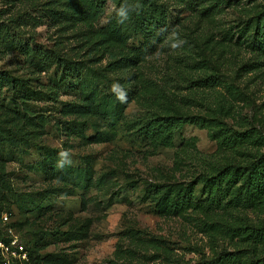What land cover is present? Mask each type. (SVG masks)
Returning a JSON list of instances; mask_svg holds the SVG:
<instances>
[{"label":"rangeland","instance_id":"rangeland-1","mask_svg":"<svg viewBox=\"0 0 264 264\" xmlns=\"http://www.w3.org/2000/svg\"><path fill=\"white\" fill-rule=\"evenodd\" d=\"M155 1L166 11L165 29L179 32L186 43L171 50L165 32L162 41L147 43L143 59L112 69L93 32L117 19L114 0L89 25L67 0H0V69L14 77L13 86L0 87V230L10 224L22 241L41 236L51 242L39 254L62 252L69 264H177L221 250L235 253L236 264H247L262 254L263 244L238 227L263 223L255 204L162 214L154 209L152 187L192 186L198 196L211 168L251 158L250 146L228 149L220 139L231 129L264 132V54L249 46L264 0ZM120 26L131 55L143 38L134 33L132 18ZM55 56L90 67L103 90L111 80L133 89L135 98L115 121L111 140L87 142L96 130L108 129L105 122L61 112L78 93L69 80H60ZM146 112L205 121L178 127L172 145L159 146L127 127ZM33 144L67 150L73 166L89 161L97 178L109 179L88 189L51 180ZM52 185L63 186V192L49 194ZM66 230L84 237L66 240Z\"/></svg>","mask_w":264,"mask_h":264},{"label":"trees","instance_id":"trees-1","mask_svg":"<svg viewBox=\"0 0 264 264\" xmlns=\"http://www.w3.org/2000/svg\"><path fill=\"white\" fill-rule=\"evenodd\" d=\"M107 0H67L71 9L76 10V15L85 24L90 22L102 13ZM115 5H119L123 0H114ZM141 8L138 13H132L130 18L133 21V31L143 38L133 54L127 55L125 50L127 37L122 32L117 19H112L106 28H100L93 32V38L97 45L108 51L111 61L108 68H119L127 61L135 59V63L144 58L147 52V43L162 41L165 32L159 30L166 26L165 9L161 3L155 0H139ZM1 31V27H0ZM252 50L264 54V16L257 19L253 29V36L249 42ZM34 49V48H33ZM32 50L34 53L35 51ZM130 53L131 51L128 50ZM118 56V57H117ZM117 57V58H116ZM56 60V67L59 69V78L69 80L68 87L76 88L78 100L67 102L62 105L61 112L64 115H73L82 121L91 117H96L108 126V129H98L91 136L86 138L87 142L100 143L111 140L114 133L115 121L125 115V109L131 99L135 98L133 89L127 90L128 102L121 103L109 90H103L98 84L94 70L90 67L78 66L76 62L62 57L53 58ZM93 72V73H92ZM102 77L106 76L103 74ZM119 83L123 88V80L111 83ZM127 83V80H126ZM14 85V77L6 69H0V87L2 85ZM74 85V86H72ZM205 119L198 122L194 115H172L146 112L140 119L133 123H128L131 130L140 139L154 140L159 146L172 145L175 130L186 123H201L204 125ZM69 133H74L72 128ZM220 131V130H219ZM77 133V132H76ZM212 136L218 138L220 132H213ZM149 141V140H148ZM30 142V141H29ZM28 142V143H29ZM27 143V144H28ZM220 144L224 148L241 147L248 145L254 150L251 158L237 163L231 160L223 162L217 170H211L203 180L201 190L197 196L192 186L180 187L178 189L165 188L162 184H154L152 194L157 197L154 200V209L162 214H183L188 210H198L206 212L210 207L221 208L233 203L249 201L256 205L258 210L264 214V201L261 196L264 194V132L246 128L244 130L231 129L229 136H223ZM40 158L38 165L42 173L51 180L69 182L73 186L84 189L99 187L109 179L110 175L104 174L96 177L89 161L84 167L65 165L63 169L57 167L59 159L56 148H44L42 145L33 144ZM63 186L52 185L49 194H60ZM85 199L82 198V203ZM214 230L219 228L218 223L208 222ZM0 230V237L5 238L7 228ZM240 233H247L253 241L263 244L262 254L258 258H253L247 264H264V220L263 223L254 226L238 227ZM66 240H77L84 237L83 232L66 230L63 232ZM28 251L29 261L27 264H69V260L62 252H51L39 254L51 241L38 238H23ZM1 261V260H0ZM237 256L227 250L219 251L211 258H201L194 262L180 261L177 264H236Z\"/></svg>","mask_w":264,"mask_h":264},{"label":"clouds","instance_id":"clouds-1","mask_svg":"<svg viewBox=\"0 0 264 264\" xmlns=\"http://www.w3.org/2000/svg\"><path fill=\"white\" fill-rule=\"evenodd\" d=\"M141 8L139 0H123L119 7H113V12L117 18L118 23H125L129 20L132 13H138ZM160 32H167L166 36V46L171 50L182 47L186 41L181 37L180 33L167 29H160ZM110 91L116 96L117 100L121 103L128 102L127 91L119 84L112 83L110 85ZM59 159L57 161V167L63 169L65 165H70L72 163L70 153L67 150H61L58 152Z\"/></svg>","mask_w":264,"mask_h":264},{"label":"built area","instance_id":"built-area-1","mask_svg":"<svg viewBox=\"0 0 264 264\" xmlns=\"http://www.w3.org/2000/svg\"><path fill=\"white\" fill-rule=\"evenodd\" d=\"M5 223L7 216H1ZM5 238L0 237V264H27L29 261L27 248L21 237L12 232L11 227L6 230Z\"/></svg>","mask_w":264,"mask_h":264}]
</instances>
